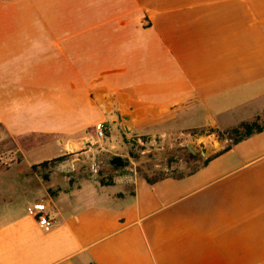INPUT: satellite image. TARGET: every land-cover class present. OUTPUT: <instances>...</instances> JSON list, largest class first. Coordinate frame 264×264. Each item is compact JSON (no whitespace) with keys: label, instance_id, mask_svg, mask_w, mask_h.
<instances>
[{"label":"crops","instance_id":"1","mask_svg":"<svg viewBox=\"0 0 264 264\" xmlns=\"http://www.w3.org/2000/svg\"><path fill=\"white\" fill-rule=\"evenodd\" d=\"M263 112L264 0H0V128L24 168L0 186V264H264V130L152 183L23 163L104 157L98 123L138 139ZM41 200L49 233L25 212Z\"/></svg>","mask_w":264,"mask_h":264},{"label":"rangeland","instance_id":"2","mask_svg":"<svg viewBox=\"0 0 264 264\" xmlns=\"http://www.w3.org/2000/svg\"><path fill=\"white\" fill-rule=\"evenodd\" d=\"M202 118L203 114L200 113L198 118L200 123ZM255 119H258V124H262L264 121L263 113L256 115L252 120ZM172 122L174 123V121ZM173 123L168 122L162 126L168 129L161 134L144 135L138 139L131 138L130 134L127 139L122 126L117 128L111 124L104 139L98 140L95 138L96 144H94V147H98L102 143L111 153L105 152L104 157L97 156L95 159L88 158L81 153L70 155L64 161L52 163L47 169H38L39 174L37 175L45 176V173L52 169H58L64 163H71L70 167L74 173H79L80 176H92L97 181H107L108 176H114L115 174L112 167L109 166V161L117 155L128 157V153H130L131 157H128L127 166L136 175L152 180L162 176H177L201 164L205 159L221 151L231 142L226 133L230 129L214 127L177 130L175 128L181 125L177 124L174 126ZM110 132L111 136H109ZM116 135L120 137L118 138ZM120 138L123 143L121 146H119L121 144ZM60 150V145L58 144L49 147V149L39 150L33 156H29V159L23 163L27 165L34 156L42 158V161H47L55 154H60ZM11 151L17 152L18 160L15 164L0 166V186L5 184L11 186L15 181L17 172L24 169L20 162L21 153L15 149L13 139L0 128V154ZM92 162L99 169L97 174L92 170ZM27 181L29 187L36 186L41 182H47L46 179H41L39 176L37 179L33 178L32 181ZM4 195L0 194V198L4 197Z\"/></svg>","mask_w":264,"mask_h":264},{"label":"built area","instance_id":"3","mask_svg":"<svg viewBox=\"0 0 264 264\" xmlns=\"http://www.w3.org/2000/svg\"><path fill=\"white\" fill-rule=\"evenodd\" d=\"M95 137L98 140H102L108 131L105 123H98L94 127ZM17 152L11 151L0 154V166H7L17 163ZM92 170L96 172L95 167ZM136 173L133 171H127L118 173L113 178V183L118 186H128L134 183ZM26 216L32 218L37 227L43 233H49L54 227V219L49 215L48 205L45 201H37L26 207Z\"/></svg>","mask_w":264,"mask_h":264},{"label":"trees","instance_id":"4","mask_svg":"<svg viewBox=\"0 0 264 264\" xmlns=\"http://www.w3.org/2000/svg\"><path fill=\"white\" fill-rule=\"evenodd\" d=\"M263 115H264V112H263ZM257 121H258V119L251 120L250 122H244V123L239 124L235 128H232L229 131H227L226 133L228 134L229 139L231 140V142L225 148H223L221 151H219L217 154L212 155L209 158L205 159L201 164L195 166L194 168L190 169L186 173L180 174V175H177V176H162L160 178L153 179V180L150 179V178H147V177H143V178H145V180L148 183H152V182H154L156 180L167 178V177L179 178V177H182L184 175H189V174L195 172L196 170H198L199 168L205 166L211 158H213V157H215V156L227 151L233 145L241 142L242 140H244V139H246V138H248V137H250V136H252L254 134H258V133L262 132L264 130V121H263L262 124H258ZM68 156H70V155H65V156L53 159L51 161H46V162L40 163L38 165H34V166L31 167V170L35 171V172H38V169H47L48 166H50L52 163L64 161ZM112 169L114 171L117 170L114 167H112ZM112 180H113V176H108L107 177V181L101 180L99 182L101 184H111Z\"/></svg>","mask_w":264,"mask_h":264},{"label":"water","instance_id":"5","mask_svg":"<svg viewBox=\"0 0 264 264\" xmlns=\"http://www.w3.org/2000/svg\"><path fill=\"white\" fill-rule=\"evenodd\" d=\"M128 157H131L130 153H128ZM128 161H129V158H122L121 156H117L111 159L109 164L111 167L121 169L124 167L125 163H127Z\"/></svg>","mask_w":264,"mask_h":264},{"label":"flooded vegetation","instance_id":"6","mask_svg":"<svg viewBox=\"0 0 264 264\" xmlns=\"http://www.w3.org/2000/svg\"><path fill=\"white\" fill-rule=\"evenodd\" d=\"M44 177V176H43Z\"/></svg>","mask_w":264,"mask_h":264}]
</instances>
